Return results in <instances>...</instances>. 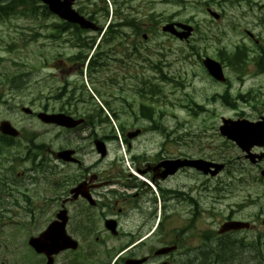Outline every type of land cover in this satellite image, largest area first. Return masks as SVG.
<instances>
[{
    "label": "rangeland",
    "instance_id": "rangeland-1",
    "mask_svg": "<svg viewBox=\"0 0 264 264\" xmlns=\"http://www.w3.org/2000/svg\"><path fill=\"white\" fill-rule=\"evenodd\" d=\"M90 1L94 2L95 9L107 6L109 12L114 10L112 0ZM117 1L122 16L137 20L140 31L136 34L131 26L120 25L116 33L118 36L109 44L101 45L112 46L116 50L110 52L107 49L110 52L108 59H104V63L95 70L92 67L91 73L89 65L87 70L84 68L91 50L73 45L74 32L58 33L54 29L59 22L58 17L12 14L0 19V121L9 120L23 132L20 140L3 151L5 156H0V162L5 161L1 172L6 175L5 170L13 168L16 175L32 168L30 161L18 158V155L23 157L25 154L28 139L25 135L29 132H35V141L51 149L58 148L59 144L87 146L88 142L77 139L75 134L61 133L56 128L41 124L36 117L21 112L23 106L35 112L46 108L48 111H57L61 106L57 94L64 87L63 98L75 86V91L85 98L92 96L91 107L96 104L94 108L98 106L103 114H108V122L102 129L116 136L114 141L108 143V158L123 155L119 123L149 129L150 122L141 116L139 104H150L153 108L152 117L160 128L147 131L140 140L133 141V152H138L142 147L148 151L155 150L154 146L165 143L166 148L175 154H190L224 162L226 167L207 185L208 190L209 186L213 191L215 186L222 188L225 198L220 204L219 192L214 193L215 197L217 195L215 200L213 195H205L201 221H205L207 228L216 227V224L211 223L220 220L221 215L227 216L231 207H237L236 203L244 206L239 209L240 215L253 213L255 216L259 206L264 208V181L258 177L260 169L245 160L235 145L220 136L217 126L221 116L255 118L257 112L264 110V70L260 67V56H264V0ZM73 6L75 9L82 8L84 12L91 8L88 0H79ZM208 8L219 13L220 17L214 19L207 13ZM97 20L105 27L104 21L107 20L101 12L97 13ZM169 21L195 26L187 43L159 30L162 24ZM247 31L254 37H250ZM143 34L147 37L143 38ZM81 35L88 41L95 37L92 46L100 36L92 31L82 32ZM236 45L245 47L246 59L242 68L235 69L223 62L227 80H213L202 66L200 58L209 56L221 61L225 55L221 48L228 53L234 51ZM190 46L195 47L193 51ZM79 51L82 56L86 54L84 60H74ZM115 68L120 70L114 71ZM114 73L123 79L119 85L106 83L115 79ZM162 73L170 78L163 79ZM143 85L146 89L150 85L156 86L154 103L124 91ZM118 88L122 89L121 93ZM97 89L100 94L96 92ZM224 93L227 94L229 105L221 99ZM51 95L56 98H51ZM106 99L110 100L113 108L120 110L118 120L105 106ZM162 128H165L164 132ZM102 129L97 127L99 133L103 132ZM15 156L16 162L11 164L10 159ZM45 158L49 160L45 167L49 173L45 169L26 173L24 188H20L31 198L33 207L30 210H34L36 220L31 224L29 216L21 211L12 219L17 222L0 228V264H39V256L28 247L27 239L41 231L37 204L44 192L54 189L52 184L58 171L52 157ZM92 158H98L95 152ZM262 166L264 168V163ZM61 169L66 171L67 167ZM197 179L194 173L180 174L169 184H188ZM246 197L252 199V204ZM175 213L169 218V223L177 225L182 222V214ZM259 218L260 215L256 218V227L259 228L256 232L264 227ZM241 255V260L246 261V254L241 252Z\"/></svg>",
    "mask_w": 264,
    "mask_h": 264
},
{
    "label": "flooded vegetation",
    "instance_id": "flooded-vegetation-1",
    "mask_svg": "<svg viewBox=\"0 0 264 264\" xmlns=\"http://www.w3.org/2000/svg\"><path fill=\"white\" fill-rule=\"evenodd\" d=\"M89 20L94 21V16H90ZM94 22L99 29V23ZM134 31L136 34L139 32ZM117 36H105L95 46H92L91 40L88 47L77 48H87L98 56L107 55L103 59H108L110 52L116 48L101 45L109 44ZM118 70L120 68H115L114 71ZM114 74L115 79L106 83L119 85L123 79H119L117 73ZM74 87L63 98L64 87L57 94L62 106L55 112L82 118L84 122L74 128L53 124L47 126L56 128L61 133H73L77 139L87 141V146L59 144L55 151L70 149L71 156L75 158L74 161H64L56 159L47 145H41L45 156L48 152L57 161L58 171L52 184L54 189L44 192L37 204V215L41 218L40 233L55 222L77 243L76 249L66 248L56 253L51 264H227L226 259L233 256L239 258L242 256L241 252L246 254L248 264H254L260 254L254 245H264V227L256 235L255 230L259 228L256 227L254 214H239V209L244 207L242 203H236L237 207H231L227 216L221 215L220 220L213 221L211 224H216V227L207 228L205 221H201L207 180L218 176L212 177L190 168H181L173 175H165V161L176 158L175 153L167 149L165 143L158 144L154 147L155 150L148 151L142 147L138 152H133L132 142L140 140L146 129L143 126L129 127L125 123H121L119 131L122 134L123 152L128 157L125 160L117 156L108 158V143L116 137L107 134L109 131L103 130L102 124L99 127L103 132H96L95 127L88 121L94 113L90 97L85 98ZM118 91L121 93L122 89L118 88ZM124 91H130L138 99H143L142 90L138 91V88ZM146 98H150V95L147 94ZM104 104L110 108L113 116L119 115L120 110L113 108L109 99L104 100ZM98 113H101L100 109ZM85 130L88 132L81 135L80 132ZM96 139L104 142L106 151L104 156L95 153L98 158H92L96 151ZM39 164L42 170L45 169V158ZM62 167H67V170L63 171ZM186 171H192L198 179L188 184H169L177 175ZM11 174L14 175L13 170ZM23 180L24 172H18L14 177L0 175V225L11 223L21 211L30 216L35 215L34 210L30 211L33 207L31 198L25 191L20 190L21 187L24 188ZM216 190L222 191L218 186ZM216 198L217 195H214L213 200ZM219 199L221 204L220 196ZM246 200L252 204L250 197H246ZM174 213L182 214V222L177 225L169 223V218ZM259 213L264 217V209L259 208ZM35 220L36 216L31 222ZM247 221L248 225L225 233L219 229L225 222ZM261 221L264 225V218ZM224 248L231 254L230 257L222 253ZM38 256L39 264H46V254L41 253Z\"/></svg>",
    "mask_w": 264,
    "mask_h": 264
},
{
    "label": "water",
    "instance_id": "water-1",
    "mask_svg": "<svg viewBox=\"0 0 264 264\" xmlns=\"http://www.w3.org/2000/svg\"><path fill=\"white\" fill-rule=\"evenodd\" d=\"M46 3L51 11L58 14L61 18L80 24L81 27H94L91 23L86 21L82 16H80L75 10L72 9L71 5L74 0H41ZM175 26H179L184 31L178 32ZM191 27L181 24V23H168L162 27V30L168 31L179 38H186L191 31ZM203 64L207 68L210 75H212L217 80H224L221 65L210 59L205 58ZM26 112H30L28 108H25ZM38 117L47 123H56L65 126L77 125L78 121H72L71 118L66 117L62 114H46L39 113ZM223 124L219 126L220 132L226 135L228 138L234 140L242 149L248 150L253 144H258L264 146V119L258 122H249L246 120H230L222 119ZM0 131L4 134L17 135V132L12 128V126L7 121H2L0 123ZM96 144L99 145L100 143ZM99 148V147H98ZM192 165L199 169H203L204 172H208L209 163L202 161H183L179 165ZM207 166L206 168L204 166ZM170 172H172L171 164H168ZM215 170L210 172L215 175L222 165H213ZM61 231V230H60ZM58 228L52 224L48 227L47 231L43 235L37 237H31L29 239V245L34 248L38 253L45 252L49 260L47 264H51V255L57 253L63 248L69 247L64 241ZM72 247H76L74 244Z\"/></svg>",
    "mask_w": 264,
    "mask_h": 264
},
{
    "label": "trees",
    "instance_id": "trees-1",
    "mask_svg": "<svg viewBox=\"0 0 264 264\" xmlns=\"http://www.w3.org/2000/svg\"><path fill=\"white\" fill-rule=\"evenodd\" d=\"M23 15L27 17H36L42 14L41 6L37 4L35 0H0V17L5 15ZM236 61L239 60L237 56H234ZM227 249L224 248L223 252L225 256L230 257L231 254L226 252ZM230 255V256H229ZM230 261L233 264H248L245 260H241V257L233 256L226 259L225 263L230 264ZM253 262V261H252ZM254 264H260L258 259L254 261Z\"/></svg>",
    "mask_w": 264,
    "mask_h": 264
}]
</instances>
